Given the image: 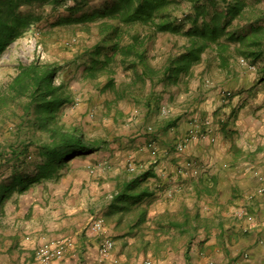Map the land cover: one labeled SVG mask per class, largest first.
Segmentation results:
<instances>
[{
	"label": "crops",
	"instance_id": "crops-1",
	"mask_svg": "<svg viewBox=\"0 0 264 264\" xmlns=\"http://www.w3.org/2000/svg\"><path fill=\"white\" fill-rule=\"evenodd\" d=\"M154 42L156 51L148 46V59L132 70L138 93L145 92L134 95V130L114 152L78 159L60 184L23 193V184H6L15 164L0 162V171L11 172L0 179V264H40L35 250L63 238L73 246L50 264H264V55L251 69L241 59H255L236 45L226 62L214 45L190 75L170 84L160 80L188 39L158 34ZM159 49L163 56L153 60ZM148 69L153 76L138 80ZM196 123L202 137L187 141ZM103 161L106 171L96 167ZM128 161L145 168L126 173ZM132 179H139L135 197L115 203ZM98 216L105 226L97 235L91 222ZM108 239L114 247L105 257Z\"/></svg>",
	"mask_w": 264,
	"mask_h": 264
},
{
	"label": "trees",
	"instance_id": "trees-1",
	"mask_svg": "<svg viewBox=\"0 0 264 264\" xmlns=\"http://www.w3.org/2000/svg\"><path fill=\"white\" fill-rule=\"evenodd\" d=\"M66 1L0 0V56L43 19L42 7L50 5L57 14V7L64 6ZM87 1L77 0L74 6L67 7L71 16L58 18L53 26L99 23L101 41L93 49L94 54L89 52L85 62L91 79L103 72L114 74L117 65L131 70L142 66L148 59L147 44L158 34L188 39L181 55L170 57L163 77L159 79L170 84L190 75L201 62L202 55L214 45L224 56V62L232 44L238 47H235L236 53L255 59L251 65L264 55V25L257 20L250 26H241L246 9L241 0L224 4L216 0H190L195 11L184 23L178 22L176 8L182 0H106L99 7L86 11ZM136 27L144 28L146 32L133 33ZM127 35L130 40L125 43ZM59 72L57 65L37 59L22 65L10 84L8 95L11 99H19L22 105L21 120L13 130L19 142L12 145L10 154L4 153L0 145V162L15 164L11 184H23L22 193L34 184L59 181L73 160L98 152L103 147L98 142H88L81 129L64 121L63 108L70 103V95L64 84L58 85ZM153 73L148 69L138 80L143 81ZM112 86H115L114 81L109 80L105 88ZM6 103L8 101L0 95V122L9 121V112L2 113ZM138 180L126 182L114 202L131 201Z\"/></svg>",
	"mask_w": 264,
	"mask_h": 264
},
{
	"label": "rangeland",
	"instance_id": "rangeland-1",
	"mask_svg": "<svg viewBox=\"0 0 264 264\" xmlns=\"http://www.w3.org/2000/svg\"><path fill=\"white\" fill-rule=\"evenodd\" d=\"M76 1L68 0L64 6H58L56 9L57 12H55L57 14H54L53 7L50 5L42 7L40 11L43 19L27 31L20 39L11 44L0 56V95L8 101L6 103L7 105L2 107V113L9 112V121L0 122V145L3 146L4 153L10 154V149L13 148L12 145L19 142L13 130H16L15 124L19 123L22 117V110L20 109L22 106L20 104L21 101L19 99H11L8 95L10 93V84L18 74L22 65L30 64L37 59L43 63L55 64L59 67L60 72L57 77L58 85L61 83L64 84L66 86V93L70 95V103L63 108L64 121L71 126H76L81 129L88 142H98V144L103 146L101 150L114 152L117 149L116 146L121 142L122 137L134 130L131 125L132 120H130L134 107H136L134 105V95L137 98L138 96L145 95V92L140 93L139 91L138 93L140 88L139 86H135L134 71L117 65L114 74L103 72L96 79L88 77V73L86 72L85 62L89 58L88 54L89 52L94 54L93 49L101 41L99 23L53 26V23L58 18L71 16L67 7L74 6ZM88 1L86 11L99 7L106 0ZM216 1L220 4L232 2V0ZM241 1L246 6L243 24L248 23L246 26H249L255 23L252 21L257 20L264 24V0ZM193 7L194 5L190 0L181 1L180 6L176 7L179 15V23H184L189 16L194 14L195 10ZM235 24L238 23L235 22ZM134 32L144 34L146 31L144 28L136 27L133 29ZM129 36L127 35L125 37V43L129 42ZM154 40L149 41L150 45H147L149 47L152 45L154 51H156ZM160 52L159 49L155 57H152L153 60L163 56ZM230 52L231 50L229 51V55ZM241 66L243 65L241 64ZM109 80L114 81L115 87H117L116 89H114V86L108 89L105 88ZM208 82L213 85L211 78L207 79V86L210 85ZM162 116L165 118L168 117L164 116L163 113ZM146 130L150 133L154 131V128L150 126ZM86 157L84 156L73 160L66 167L63 176L56 183L60 184L64 176L66 177V173L71 170V167L78 164V159L84 161ZM117 159L119 162L120 157ZM126 159H128L127 156ZM104 162L98 163L96 167L106 171L109 164ZM8 164L7 162L6 166ZM126 166V173L131 172L129 170V161ZM96 167L90 166L89 170L94 171ZM7 173L8 175L11 174L10 167H4V170L0 171V179L7 176ZM29 174L30 172L27 173V175ZM12 182L9 181L6 184H11ZM68 239L71 240L70 238L50 240Z\"/></svg>",
	"mask_w": 264,
	"mask_h": 264
},
{
	"label": "built area",
	"instance_id": "built-area-1",
	"mask_svg": "<svg viewBox=\"0 0 264 264\" xmlns=\"http://www.w3.org/2000/svg\"><path fill=\"white\" fill-rule=\"evenodd\" d=\"M241 64L251 69H255L256 67L251 65L246 59L241 60ZM224 96H230V91H225L223 93ZM164 116H168L170 114V110L164 108L162 111ZM209 124V122H207ZM198 123L194 125V127L190 130L189 136L187 137V141L189 140H196L202 137L201 136V129ZM153 146V144H152ZM186 144L181 143L178 145V150L182 151L185 148ZM144 165H138L132 161L129 162V170L131 172H136L139 169H144ZM105 226L104 218L98 216L94 218L91 222V232L93 234H101ZM73 246L72 240H48L40 245L36 250V261L40 264H50L54 261H62L65 259L67 251ZM114 247V241L112 239H108L103 244V255L106 257L109 255L110 250ZM117 263V261H115ZM151 262H148L150 264Z\"/></svg>",
	"mask_w": 264,
	"mask_h": 264
}]
</instances>
